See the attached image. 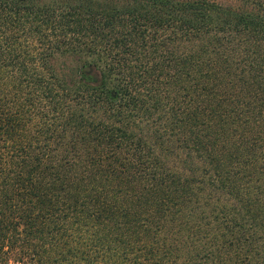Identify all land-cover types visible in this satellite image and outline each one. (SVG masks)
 Returning a JSON list of instances; mask_svg holds the SVG:
<instances>
[{
  "label": "trees",
  "instance_id": "obj_1",
  "mask_svg": "<svg viewBox=\"0 0 264 264\" xmlns=\"http://www.w3.org/2000/svg\"><path fill=\"white\" fill-rule=\"evenodd\" d=\"M0 264H264V0H0Z\"/></svg>",
  "mask_w": 264,
  "mask_h": 264
},
{
  "label": "rangeland",
  "instance_id": "obj_2",
  "mask_svg": "<svg viewBox=\"0 0 264 264\" xmlns=\"http://www.w3.org/2000/svg\"><path fill=\"white\" fill-rule=\"evenodd\" d=\"M221 1L228 2L229 0H221Z\"/></svg>",
  "mask_w": 264,
  "mask_h": 264
}]
</instances>
